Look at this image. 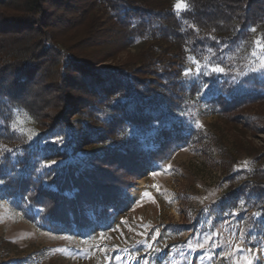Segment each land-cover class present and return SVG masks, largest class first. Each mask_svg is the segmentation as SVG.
<instances>
[{"label": "rangeland", "instance_id": "374dc122", "mask_svg": "<svg viewBox=\"0 0 264 264\" xmlns=\"http://www.w3.org/2000/svg\"><path fill=\"white\" fill-rule=\"evenodd\" d=\"M178 2L184 7L177 9ZM99 6L97 0H47L45 30L56 33L69 55L85 58L91 67L76 64L67 75L70 88L60 85V92L52 90L46 95V87L52 84L43 77L24 84V92L17 97L26 101L35 119L18 107L10 118L0 117V127L9 118L7 126L16 135L10 148L15 158L21 156L23 143L32 148L39 141L42 157L53 156L51 161L40 162V176L44 170L74 163L89 152L90 148L78 149L76 154L73 137L82 131L75 123L77 112L85 111L87 103L99 101L97 96L92 100L91 92L78 84L85 73L109 67L133 69L136 65L132 61L150 44L146 37H137L134 42L120 40L114 33L118 27L108 21L110 15ZM173 6L181 17L187 0H174ZM7 11L11 15L16 12L13 6ZM91 22L97 28L90 33ZM0 26L11 37L26 36L31 31L30 26L18 24L12 29L2 22ZM251 32L239 46L217 51L208 48L187 56L181 81L187 88L198 80L204 83L195 93L198 106L191 105L186 115L188 128L184 133L188 141L178 143L152 168L125 170L131 165L128 160L134 164L132 156L90 163L95 172L84 177L93 185H122L120 199L125 204L119 209L111 203L97 209L86 207L87 216L94 222L107 211L101 223L81 234L54 231L43 222V207L17 208L8 198L0 197V264H244L245 258L252 264H264V210L260 201L242 198L235 205H226L230 190L264 169V98H230V94L253 91L264 95V71L259 70L264 60V38L258 29ZM157 57L158 71L174 68L170 55ZM216 67L223 71H213ZM18 81L12 72L5 86ZM220 95L229 103H222L217 112L206 113L199 105ZM78 100L82 102L79 108ZM66 108L68 112L63 114ZM61 118L74 130L68 126L51 130ZM142 140L144 144L137 152L155 147L154 138ZM93 146L91 149L106 148L98 141ZM129 150L127 153L134 155L135 149ZM200 243L203 248L197 246Z\"/></svg>", "mask_w": 264, "mask_h": 264}, {"label": "trees", "instance_id": "16d2710c", "mask_svg": "<svg viewBox=\"0 0 264 264\" xmlns=\"http://www.w3.org/2000/svg\"><path fill=\"white\" fill-rule=\"evenodd\" d=\"M173 1L97 0L99 7L110 15L108 21L118 27L114 30L116 37L130 42L137 37H146L150 44L132 61L136 65L133 69L109 67L85 73L78 84L91 92L92 100L97 96L99 101L87 103L85 111L77 112L79 118L75 123L82 131L73 137L76 154L80 149L90 148L89 152L74 163L44 170L40 176V162L51 161L53 156L42 157L39 140L32 148L23 143L21 156L15 158V153L10 152L16 142V135L10 133L7 126L12 110L24 108L31 118H36L26 101L17 95L24 92V84L37 77L50 80L52 86L46 87V95L52 90L60 92V85H68L70 69L76 64L91 66L85 58L69 55L56 33L45 30L47 0H0V22L4 26L12 29L18 24L30 26L28 30H31H25L28 31L26 36L11 37L0 26V117L9 116L0 127V140L3 141L0 146V180L3 181L0 197L8 198L17 208L41 206L45 215L43 222L52 230L81 234L101 223L102 216H107L105 210L94 222L86 214L87 206L97 209L111 203L119 209L125 204L120 199L122 185L95 186L90 178L84 177L95 172L90 164L92 161L107 162L112 158L132 156L135 162L132 164L128 160L131 165L125 166V170L152 168L178 143L190 139L184 133L188 128L186 115L191 105L198 106L195 93L204 83L198 80L187 88L181 81L187 56L199 55L208 48L217 51L222 47L239 46L252 35V29H258L264 38V0H187V9L181 17L175 11ZM11 6L16 11L13 15L7 11ZM94 24L90 23V33L97 28ZM164 54L172 57L174 68L170 66L160 72L157 56ZM12 72L17 75L18 84L6 87ZM21 77L23 81H20ZM220 96L199 105L206 108V113L217 112L222 103H229ZM246 97L261 100L264 95L258 91L230 94L232 100ZM76 102L79 108L82 102ZM72 107L76 109L75 104ZM68 108L63 114H67ZM65 126L74 130L63 118L53 124L51 130ZM190 133L195 134L191 129ZM149 138L155 139V147L137 152L144 144L142 139ZM97 141L106 148L91 149ZM129 149H135L134 155L127 153H130ZM226 197L228 206L248 198L260 201L259 207L264 210V169L257 170L250 180L230 190Z\"/></svg>", "mask_w": 264, "mask_h": 264}, {"label": "snow or ice", "instance_id": "6c2138e0", "mask_svg": "<svg viewBox=\"0 0 264 264\" xmlns=\"http://www.w3.org/2000/svg\"><path fill=\"white\" fill-rule=\"evenodd\" d=\"M175 7H176L177 9H181L182 7H184V5L182 4V2H178V3L175 5ZM259 70L264 71V60L261 61V69H259ZM213 71H223V69H222V68H219V67H216V68H213ZM187 74H188V73H186V75H187ZM2 183H3V181L0 180V184H2ZM145 195H147V193H146ZM208 239H211V237H209ZM205 242H207V241H205ZM197 246L200 247V248H203V247H204V244H203V243H200V244H198ZM239 250H240V249H239V245H237V251H239ZM244 264H252L251 259L245 258V260H244Z\"/></svg>", "mask_w": 264, "mask_h": 264}]
</instances>
